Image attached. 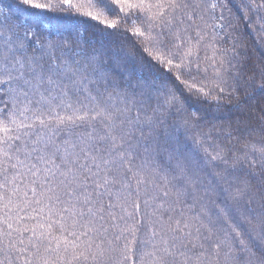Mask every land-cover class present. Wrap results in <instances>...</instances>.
<instances>
[{"label":"snow or ice","instance_id":"6c2138e0","mask_svg":"<svg viewBox=\"0 0 264 264\" xmlns=\"http://www.w3.org/2000/svg\"><path fill=\"white\" fill-rule=\"evenodd\" d=\"M0 264H264V0H0Z\"/></svg>","mask_w":264,"mask_h":264}]
</instances>
